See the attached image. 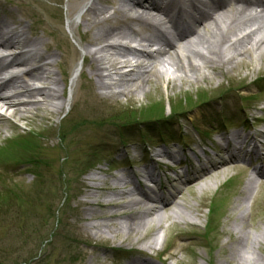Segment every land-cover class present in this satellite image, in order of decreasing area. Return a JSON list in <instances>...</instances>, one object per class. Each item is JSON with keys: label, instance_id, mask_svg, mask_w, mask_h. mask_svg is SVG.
Wrapping results in <instances>:
<instances>
[{"label": "rangeland", "instance_id": "374dc122", "mask_svg": "<svg viewBox=\"0 0 264 264\" xmlns=\"http://www.w3.org/2000/svg\"><path fill=\"white\" fill-rule=\"evenodd\" d=\"M91 1L0 0V18L6 25L21 20L22 26H9L17 30L27 26L32 36L51 47L55 54L51 69L61 78L63 89L59 112L42 108L40 113L47 118L30 116L26 123L11 117L0 124V163L13 166L16 173L0 179V264H127L128 259L140 258L152 264H246L242 256L226 260L225 255L236 235L230 227H239L250 237L264 236V175L252 172L259 168L251 163L254 152L234 151L236 161L199 182L205 185L203 190L196 184L177 194L178 209L189 217L169 216L171 205L161 210L164 218L159 223H147L138 233L125 234L115 230L114 221L91 218L86 201L105 202L113 192V178L125 171L135 184L147 185L145 177L138 181L134 175L147 165L162 179L190 164L227 158L229 152L219 150L230 141L233 146L235 134L246 141L255 138L264 155V146L259 145H264V54L258 60L253 55L237 56L228 65L202 69L205 76L196 79L183 78L160 64L158 78L149 76L120 92L114 86L104 89L90 76L83 58L84 31L90 36L95 28L85 25L81 14ZM97 3L108 13L116 6ZM131 26L146 34L142 24ZM163 150L177 152L181 160L175 172L163 170L161 176L157 161L168 159L160 154ZM187 150L194 154L193 163L183 159ZM33 158L40 161L28 168L20 165ZM58 171L59 192L51 182ZM165 178V195H175L179 184L171 186ZM247 180L255 185L245 208ZM103 185L107 188L100 189ZM99 222L107 224L102 232L88 226ZM153 240L144 255L134 251ZM254 251L249 264H264V239Z\"/></svg>", "mask_w": 264, "mask_h": 264}, {"label": "bare ground", "instance_id": "6f19581e", "mask_svg": "<svg viewBox=\"0 0 264 264\" xmlns=\"http://www.w3.org/2000/svg\"><path fill=\"white\" fill-rule=\"evenodd\" d=\"M99 1L108 6H116L108 13L107 7L98 5ZM81 17L85 25L95 28L90 36H85L87 30L84 31L81 39L84 44L83 58L89 64L90 76L104 89L114 86L120 92L127 86H139L149 76L158 78L162 75L158 69L160 64L180 72L183 78L196 79L205 76L202 69L228 65L237 56L253 55L258 60L264 54V0H93L86 6ZM113 20L116 23L107 25ZM134 22L142 24L146 34L133 29L131 23ZM11 24L22 26V21L12 19L6 25L4 18H0V68L12 66L22 69L21 72L15 71L10 78H0V124L11 117L28 123L30 116L41 115L42 108H48L53 113L62 108L59 100L63 97V89L59 86L61 78L59 80L57 72L51 69L55 63V54L51 47H47L49 45H45L41 37L32 36L27 26L17 30V27L9 26ZM87 45L93 47L88 48ZM70 81L71 90L76 81L75 74ZM84 122L92 123L82 120ZM233 137V146L229 142L225 148L219 150L220 153L229 152L227 158L190 164V168L176 172L170 178L162 177L171 186L174 183L179 184L175 195L169 192V196L165 195V181L156 177L152 172L154 169H149L147 165L134 174L138 179L145 177L149 180L147 185L135 184L133 175L125 171L113 178V192L105 202L86 201L91 206L87 209V215L114 221L115 230L125 234L138 233L152 221L159 223L164 218L161 210H168L171 205L174 209L170 210L169 216L189 217L178 209L180 204L174 198L182 190L191 189L196 184L203 190L205 185L203 182L199 183L200 181L215 176L228 167L229 163L237 160L234 151L243 153L245 141L239 134ZM75 143L79 145V139L76 138ZM252 149L257 151L258 145L254 144ZM160 154L166 155L172 161L170 164L180 165V160H176L174 154L164 150ZM39 161L35 158L26 159L20 165L28 168L29 163L35 164ZM0 167L5 171L0 173L1 180L16 175L13 166L2 162ZM254 170L257 175H264L263 168ZM57 173L51 182L52 188L59 192V171ZM93 178L94 175H91V179ZM247 181L242 196L245 208L250 198V190L255 185L253 180ZM92 185L89 187H93ZM123 185L127 187L123 188ZM102 188L106 189L107 186L103 185L100 189ZM95 208L102 211L95 213ZM106 208H112V211L105 212ZM245 208H242L243 213ZM242 210L237 216L240 221L244 217ZM88 226L97 227L95 231L102 232L101 228L107 224L89 223ZM230 229L236 235L230 242L226 260L242 256L245 263L249 264V259L256 255L254 247L262 242L264 236L250 237L239 227ZM139 238L143 237L140 235ZM154 244L155 240L141 249L132 250L144 255L145 250L152 248ZM140 259H128L127 264H152L145 258Z\"/></svg>", "mask_w": 264, "mask_h": 264}]
</instances>
